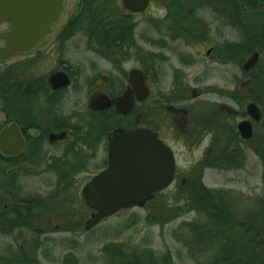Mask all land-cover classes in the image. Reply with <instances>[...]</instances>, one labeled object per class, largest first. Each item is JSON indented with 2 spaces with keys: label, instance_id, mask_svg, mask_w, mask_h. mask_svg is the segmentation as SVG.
Instances as JSON below:
<instances>
[{
  "label": "flooded vegetation",
  "instance_id": "af4514ba",
  "mask_svg": "<svg viewBox=\"0 0 264 264\" xmlns=\"http://www.w3.org/2000/svg\"><path fill=\"white\" fill-rule=\"evenodd\" d=\"M225 7L223 13L216 3L200 0H148L144 9L136 11L124 0H62L58 18L41 41L0 59L7 62L0 77V133L15 125L23 142L16 153L3 154L16 157L13 169L28 170L25 177L34 180L29 192L67 191L68 205L80 192L85 203L79 187L89 180L83 183L82 176L107 166L108 137L121 129L146 128L170 148L175 162L172 182L152 198L176 182L198 179L207 186L205 171L225 169L217 166V154L225 151L230 162L227 170H245L252 153L261 171L259 185L252 187L259 188L258 196L228 190L264 203V84H260L264 20L253 29L251 19L244 18L246 10H259L258 5L250 7L238 0L237 18L234 0H226ZM223 26L236 38L227 34L219 42ZM252 46L255 49L249 52ZM17 55V60L9 62ZM209 58L210 66L231 65V72H238L229 84L197 88L206 78L205 72L197 75V71ZM137 71L140 74H134ZM203 93L215 99L197 102ZM250 103L256 106L258 118L250 115ZM245 121L251 129L249 137H243L239 129ZM178 147L190 157L198 151L182 176ZM69 170L76 173H61ZM253 172L248 169L249 174ZM48 174L52 178L44 177ZM42 186L50 189L43 193ZM151 199L131 207L145 206ZM60 206L34 207L58 220L49 226L53 232L75 235L95 213L91 209L89 218H75V212ZM260 214L257 210L252 218ZM35 229L42 234L49 231L46 226ZM227 235L223 240L235 241Z\"/></svg>",
  "mask_w": 264,
  "mask_h": 264
},
{
  "label": "trees",
  "instance_id": "16d2710c",
  "mask_svg": "<svg viewBox=\"0 0 264 264\" xmlns=\"http://www.w3.org/2000/svg\"><path fill=\"white\" fill-rule=\"evenodd\" d=\"M200 1L212 6L216 3L218 9L223 13L226 11V0ZM240 2L253 7L262 6L264 0H240ZM259 15L264 16V12L259 11ZM238 16V0H234V17ZM248 42L252 45L251 41ZM253 49L255 47L252 46L248 50L250 52ZM2 91L0 78L1 95ZM217 158L218 167L227 169L230 166L229 155L225 151L217 154ZM16 164L15 156L7 157L0 151V236L10 240L0 248V264H44L40 261V255L51 262L53 258L48 252L55 244L51 243L50 237H41L42 233L35 229V227H43L37 225L40 220L46 228L48 227L47 233H53V229L46 224L51 216L45 214L43 209L40 208L42 210L40 211L34 207L44 205L59 207L61 203L67 206L71 201L70 193L65 191L62 194L57 190L45 194L29 192L33 189L28 188L26 183L30 179L25 177L29 172L13 169L12 166ZM71 172L69 170L61 173L70 174ZM197 180L180 184L174 204L168 203V194L161 195L163 197L155 195L145 204L153 208L150 212H146L144 216L139 212H133L131 222L122 225L121 228L127 229L132 223L140 221L159 224L162 227L181 214L195 211L197 218L192 222L181 224L178 232L173 233L179 242L187 246V256L196 260L195 264H264V203L261 204L258 201L256 206L257 210L261 211L260 216L255 215L254 218L250 215L240 216L232 205L233 197L238 195L225 188L204 186ZM121 228L116 231V235L120 234ZM228 232H230L229 235H227ZM184 234H190L191 237L183 240ZM226 235L233 236L236 242L230 239L223 240ZM197 241L205 243L206 248L198 247ZM145 243L150 245L149 240L146 239L136 244L127 241L105 243L101 250L102 260L104 264H177L171 248L156 251L152 247L145 246ZM212 243L213 245L209 247ZM64 245L73 250L78 246V241L71 237L64 240ZM212 247H214L213 254L207 257V249L211 252ZM175 256L183 257L180 252L175 253ZM197 256L206 257L205 263L198 262ZM64 260L73 261L66 257ZM60 264H81V262H61Z\"/></svg>",
  "mask_w": 264,
  "mask_h": 264
},
{
  "label": "water",
  "instance_id": "95a60500",
  "mask_svg": "<svg viewBox=\"0 0 264 264\" xmlns=\"http://www.w3.org/2000/svg\"><path fill=\"white\" fill-rule=\"evenodd\" d=\"M148 0H124L131 10H142ZM62 10V0H0V24L9 29L0 32V59L28 50L41 41ZM139 73V71L134 72ZM253 118H258L256 106L248 105ZM247 121L239 129L243 137L251 135ZM22 141L15 125L0 133V151L16 153ZM107 166L95 173L82 188L87 206L95 211L84 228L89 229L101 219L119 209L141 204L173 180V153L157 135L146 128L118 130L108 137Z\"/></svg>",
  "mask_w": 264,
  "mask_h": 264
},
{
  "label": "rangeland",
  "instance_id": "374dc122",
  "mask_svg": "<svg viewBox=\"0 0 264 264\" xmlns=\"http://www.w3.org/2000/svg\"><path fill=\"white\" fill-rule=\"evenodd\" d=\"M72 6V5H71ZM69 6L68 8L71 9L72 7ZM260 12H264V3L262 6L258 7ZM258 9H248L244 12V18L246 20H250V25L253 26V29L255 25L258 23V21H263L264 16L260 15H252V13ZM219 22V21H218ZM256 28V27H255ZM9 29V24L7 23H1L0 24V32H3L5 30ZM220 34L221 37L218 38L219 42L225 41L227 38V34H232L236 38V34L234 32H227V29L225 26L221 28ZM235 40V39H234ZM4 45L3 41H0V47ZM201 55L202 58L204 56V49H201ZM20 56L17 55L9 60V62H13L14 60H17ZM254 60V57H252ZM209 60L211 58L202 61L201 69L200 71H197V75L205 72V80L201 83L197 84V88L202 87L205 84H216L219 88L222 85L229 84V79H231L232 74L238 73L236 70L234 72H231V65H225V64H214V66L209 65ZM7 62H3L0 60V77L3 72V68L5 67ZM208 65V67H207ZM260 82V81H259ZM260 84H264V79L261 80ZM230 86V85H229ZM200 99V100H199ZM198 101H204L207 100L210 102V100H214L215 96L211 93H203ZM1 95H0V103H1ZM2 113L0 112V119H2ZM177 150V165L179 173H181L179 176H182V173L184 172V169L189 164V160L191 158H194L198 156V151L193 153V156L190 157L185 150L182 147L176 148ZM248 161L246 165L245 170H238V171H231L227 169L223 170H216V169H208L204 173V182L208 187H215V188H225V189H233L235 191H240L243 194L247 196H258L260 190L259 188L252 189V187L259 185L260 181V168L256 165H254V162H257L256 158L252 153L248 156ZM252 170L254 169L253 174L248 173V169ZM97 171L89 172L88 174H83V183L88 181L94 173ZM92 174V175H91ZM45 178H52V175L48 174L47 176H44ZM242 180H240V179ZM34 180H27L26 183H28V186L30 188H34ZM84 185L79 187V190L83 188ZM180 186L179 183H175L171 185L169 188H166L162 195L167 196V201L170 204H174L176 201L175 196L177 195L178 187ZM28 189V188H27ZM41 191H47L50 189L49 186H42ZM160 194V195H161ZM75 201L71 202L70 205H67L63 203L60 204L68 211L75 212V218L79 215H85L82 219H87L90 217L91 209L88 208L85 203L82 201V196L79 193H76ZM156 204V203H155ZM257 200L248 199L245 197H239L236 196L233 197V206L238 215H250L253 216L254 212L257 211ZM148 206V207H147ZM147 206H139L137 207H130L127 209L119 210L118 212L114 213L113 215H110L108 217H105L100 223H98L95 227L90 229L89 231L85 230L84 228H80L78 233L68 234L66 232H53V233H46L42 234L41 237L48 236L52 239L53 244L55 246L50 249L48 252L53 260L50 262L49 260L45 259L42 255H40V261L44 264H60L55 262H62L64 258H70L73 261L81 262V264H104V261L102 260V248L105 245V243L108 242H119V241H127L128 243L131 242V244L140 243L143 240H149L150 245L148 243H145L144 245L152 247L156 251H163L166 248H171L174 252V259L177 264H195L196 260L189 258L187 253V246H184L182 242H179L177 238L173 236V233L178 232L179 227L183 223H189L192 222L197 218V213L195 211H188L184 214H181L171 221H169L164 226H160L159 224H148L145 221H140L137 223H132L131 226L127 229L121 228L122 225L130 223L132 220V213L133 212H139L140 215L144 216L146 212H150L153 208L149 205ZM61 208V206H59ZM151 208V209H150ZM148 210V211H147ZM83 213V214H81ZM56 218L54 216H51L48 220L47 225L53 227L56 224ZM58 221V220H57ZM38 226H46L44 223L40 222L37 224ZM120 234L116 235V231L120 229ZM178 228V229H177ZM123 229V230H122ZM74 238V240L78 241V246L71 250L65 247L64 240H67L69 238ZM191 237L190 234H184L182 235L183 240L186 238ZM9 238L0 236V248L3 247V245L6 242H9ZM193 241V240H192ZM63 243V244H62ZM196 244V242H195ZM213 245L209 244V247ZM216 245V243H215ZM198 247H204L206 248V244L197 241ZM200 247V248H201ZM212 247L211 252L209 249H207L206 256L208 257L210 254H213ZM180 252V254L183 255L181 258H178L175 256V253ZM71 254V255H70ZM75 258V259H74ZM101 258V259H100ZM206 258V257H205ZM204 257L197 256L198 262L205 263ZM66 260H64L65 262ZM70 261L69 262H73ZM53 262V263H52Z\"/></svg>",
  "mask_w": 264,
  "mask_h": 264
}]
</instances>
